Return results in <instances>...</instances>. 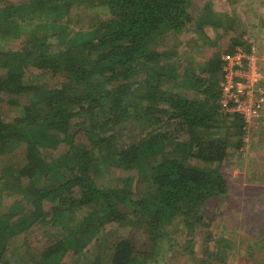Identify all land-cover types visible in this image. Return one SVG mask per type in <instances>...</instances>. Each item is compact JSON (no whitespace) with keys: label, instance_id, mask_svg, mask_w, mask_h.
I'll return each mask as SVG.
<instances>
[{"label":"trees","instance_id":"obj_1","mask_svg":"<svg viewBox=\"0 0 264 264\" xmlns=\"http://www.w3.org/2000/svg\"><path fill=\"white\" fill-rule=\"evenodd\" d=\"M74 4L90 5L98 16L76 29ZM212 6L210 0H0V101L20 109L10 119L0 114V160L27 144L21 165L1 168L18 171L11 181L0 174L15 188L0 191V264H159L179 227L186 229L184 250L207 230L203 245L212 251L205 254L221 257L213 264H229L225 250L237 244L223 238L212 246L208 229L228 199L224 168L264 118L249 124L223 106L224 55L250 50L251 38H229L228 19ZM206 26L223 31L213 37ZM185 30L201 48L230 41L197 71L191 59L170 61L166 40ZM21 36L19 48H5ZM112 169L129 174L107 187L101 181ZM45 224V244L27 238L10 248L15 235ZM112 225L143 229L151 242L113 234L101 243ZM253 227L264 238V219Z\"/></svg>","mask_w":264,"mask_h":264},{"label":"rangeland","instance_id":"obj_2","mask_svg":"<svg viewBox=\"0 0 264 264\" xmlns=\"http://www.w3.org/2000/svg\"><path fill=\"white\" fill-rule=\"evenodd\" d=\"M197 1L203 4L206 0ZM210 1L213 5L212 8L221 15H224L225 20L228 19L227 25H231L230 33H228L229 38L231 36H240L241 38L246 36L247 38H253L260 43L261 46H264V0ZM89 6L90 5L88 4H74L70 8L72 15L71 23L75 25L74 27L76 29L82 26L84 27V24L85 27L89 26V23L91 21L93 22L94 17L96 18V14L98 16V12L96 10H90ZM193 9L195 11L197 10L196 12L198 13L200 12L198 10L201 9V7L197 8V6H193ZM205 29H207L208 34H211L213 37L216 36V31L217 33L223 31L222 28L216 30L210 26H206ZM179 36L180 37H168L166 40L167 50H169V54H171L170 61H184L186 64L189 59H191L192 61L190 62L197 68V71L198 68L201 67V62L205 61L210 53L217 49V52L221 54V51H223L224 48H227L230 41L222 38L223 46L219 45L212 48L209 47L208 49V47H199L198 39H196L191 30H185L184 33ZM24 38L25 36H21L20 38L9 40L5 44V48H19L21 41ZM173 51H177V53L173 55ZM46 79H48V77ZM49 79H52L55 82L59 77H50ZM187 93H190V91ZM18 109L19 108L17 107H12L0 101V114L3 112L6 119L17 116L20 111V109L19 111ZM262 117L264 118V115ZM245 140V149H243L241 154L237 153L231 155L232 162L224 168L225 172L228 174L230 186L227 194L228 199L221 202L219 205V208L224 210V214L214 217L211 221V226H209L208 229V231H212V235L214 236L211 242L212 246L223 238H229L230 241L237 244V248L232 250V252L229 253L230 250H225L227 255L231 254L230 258L228 257L229 264H232V262L238 264L236 259H239L240 257L242 258V264H256V260L258 259H261L258 261H262V263L264 262V251L262 253L260 249L264 242V238L259 235L256 229H253L255 222L264 219V119L262 120V124L258 123L257 125L250 127V131L245 137ZM89 143V141H86V144ZM26 149L27 144L22 143L15 149V151L1 155L0 162H3V164L0 163V174L5 181L6 179L9 181L14 180L12 175L15 171L17 172L18 169L15 168L14 170L12 168L11 170L4 171L1 169L2 165L7 163L9 165H14L13 167H16L17 164L21 165L25 161ZM131 172L135 174L134 171ZM18 174L19 173H16L15 175L17 176ZM127 174H129L128 171L122 172L121 169H112V176H104L101 182L107 187L114 186L116 180H118V176ZM111 177L113 178L111 179ZM13 188L14 185L11 183L6 186L4 182H0V191L2 195L10 194V192H12L11 190L15 189ZM49 225L50 224H45L39 228L35 226V228L30 229L28 232H22L15 235L8 242L10 248H12V250L19 249L27 238H29L32 244H45L47 241L45 237L47 236H45L42 229ZM55 231L56 228L51 229L50 234L52 237L55 236ZM173 232L174 235L170 236L172 248H169L170 246L167 247L169 248L167 259L165 262L159 264H198V261H202L203 264H213L214 261L218 262L221 260L220 256L205 254L206 250L212 251V249H206L203 245L204 239L208 235L207 230L202 229V232H198L193 250H184L185 247L183 248L186 229L181 230L179 227L174 229ZM196 233L197 232L195 231V234ZM113 234L120 238H128L132 236L138 240L144 239L145 242L150 241L147 232L143 229L136 230L133 225H112L102 231L99 240H101V243L105 244L111 242L113 241L111 240L114 237ZM159 243L161 244V242ZM160 249L161 247L159 250ZM143 250H150V248H144ZM249 251L253 252V254L249 253ZM232 254H235L236 256H232ZM211 258H213L214 261L211 262Z\"/></svg>","mask_w":264,"mask_h":264},{"label":"built area","instance_id":"obj_3","mask_svg":"<svg viewBox=\"0 0 264 264\" xmlns=\"http://www.w3.org/2000/svg\"><path fill=\"white\" fill-rule=\"evenodd\" d=\"M250 42V50L237 48L224 55L226 80L221 84L225 109L243 114L252 124L264 115V46L253 38Z\"/></svg>","mask_w":264,"mask_h":264}]
</instances>
